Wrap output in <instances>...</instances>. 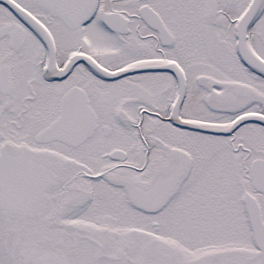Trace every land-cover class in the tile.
Listing matches in <instances>:
<instances>
[{
    "label": "snow or ice",
    "instance_id": "6c2138e0",
    "mask_svg": "<svg viewBox=\"0 0 264 264\" xmlns=\"http://www.w3.org/2000/svg\"><path fill=\"white\" fill-rule=\"evenodd\" d=\"M0 264H264V0H0Z\"/></svg>",
    "mask_w": 264,
    "mask_h": 264
}]
</instances>
